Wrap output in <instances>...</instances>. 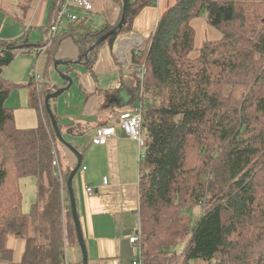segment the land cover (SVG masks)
<instances>
[{"label": "trees", "instance_id": "obj_1", "mask_svg": "<svg viewBox=\"0 0 264 264\" xmlns=\"http://www.w3.org/2000/svg\"><path fill=\"white\" fill-rule=\"evenodd\" d=\"M124 3L122 26L96 45L121 13L116 24L104 23L98 30L86 28L85 18L70 23L42 53L48 65L68 37L91 70L100 46H112L131 31L136 15L152 0ZM196 24L205 25L201 44H195ZM210 27L216 37L206 34ZM35 46L25 35L0 40V257L11 259L4 240L12 234L25 241L22 264H65L66 245L78 242L67 189L62 201L50 163L53 148L60 157L61 142L43 100L56 88L48 87L42 72L43 82L30 96L39 123L20 129L5 106L11 85L1 77L20 50ZM130 57L145 65L129 99V107L144 103L138 187L142 264L192 259L264 264V0H175ZM74 66L71 62L56 72L68 73ZM236 86L247 89L242 99L228 95ZM61 169L67 179L71 169ZM25 176L38 181V199L29 212L21 208ZM202 204L203 212L192 219L189 212Z\"/></svg>", "mask_w": 264, "mask_h": 264}, {"label": "crops", "instance_id": "obj_2", "mask_svg": "<svg viewBox=\"0 0 264 264\" xmlns=\"http://www.w3.org/2000/svg\"><path fill=\"white\" fill-rule=\"evenodd\" d=\"M28 1L23 23L28 28L36 29L37 36L32 37L30 30H27L28 33L23 32L21 36L25 35L29 43L36 44V48L41 41L43 29L47 28L51 21L56 0ZM88 1L91 3V9L88 11L79 6L73 7L80 19H86V28L98 30L104 23L114 25L118 22L121 13L120 0ZM174 3L175 0H152L150 5L144 6L134 18L131 31L118 36L112 46L108 43L100 46L91 70L85 67L84 62L79 61L78 48L68 37H63L56 48L54 62H64L58 64L56 69L54 62L48 65L47 55L36 53L34 48L30 50L36 58L35 69L43 71V79L49 88L66 86L67 82L62 80L56 70L71 62L75 64L70 72H61L71 77V85L51 99L50 104L61 135L80 155L81 164L72 179V188L87 252V264H132V261L137 259L136 246L131 244L128 238L138 229L137 224L140 223L139 149L137 143L128 138L117 123L118 113L129 107L136 69L134 66L123 67L120 64L118 50H125L126 58L130 60V52L141 48L162 15ZM63 33L61 30L57 35ZM7 68L3 69L1 77L4 79L6 76L15 81L12 75L5 73ZM31 92L28 89L27 96L25 94L17 107L5 104L12 110L17 128H34L39 123L38 111L30 103ZM104 127H113V135L104 144L94 143L96 130ZM59 144L60 166L72 170L77 164V155L63 143ZM64 180L66 182L65 175ZM34 184L37 189V178ZM88 185L94 189L92 194L85 191ZM37 193L33 203L38 199ZM68 245L72 246L73 258L79 259L81 264L79 246L76 245V248L75 244ZM68 245L65 247V264L68 259ZM4 247L10 250L11 259L0 257V264H22L24 239L12 234L7 235Z\"/></svg>", "mask_w": 264, "mask_h": 264}, {"label": "rangeland", "instance_id": "obj_3", "mask_svg": "<svg viewBox=\"0 0 264 264\" xmlns=\"http://www.w3.org/2000/svg\"><path fill=\"white\" fill-rule=\"evenodd\" d=\"M29 4L28 0H0V38L3 40H13L21 37L23 32H27V30H30L31 36L35 37L37 36L36 29L28 28L23 23L24 19V13H25V7ZM206 17H204L205 19ZM204 27L205 25H197L196 24V31L197 35L195 38V44H201L204 34ZM207 29V27L205 28ZM26 33V34H27ZM217 31L214 30L212 27L210 29L206 30V34L211 37L217 36ZM198 54V51H193L190 56L192 58H195ZM258 56V55H257ZM13 61H11L8 65L4 67L5 73L8 75H12V79H9L8 77L4 76V79L7 80V82L11 85V90L8 95V97L5 100L6 106L9 107H17L22 102L23 98L25 97V94L27 96L28 89L29 91L35 90V84L33 82H30V79H33L34 70L37 69L35 67V55L34 53L30 52L29 50L25 51H19L16 54V57H14ZM15 60V62H14ZM36 68V69H35ZM40 75H42L43 71L37 70ZM42 78L40 76L39 84H41ZM30 85V86H29ZM40 86V85H39ZM28 87V88H27ZM234 92V93H233ZM247 89L242 86H236L232 93H229L228 95L234 94L237 96V99H242L246 96ZM34 113V112H32ZM59 142V140H58ZM58 147L60 144H57ZM35 178L32 176H25L20 179V188L23 193V199H22V211L25 212L29 211L30 205L33 203V201L36 199V192L37 189L34 186L35 184ZM38 194V193H37ZM203 204L202 208L198 206H194L191 211L189 212L192 219L196 218L200 211L203 212ZM71 247L68 245L67 247V257L66 264H80L79 259L73 258L71 254ZM76 248H78L75 245ZM182 251V247L178 248V253ZM229 261V260H228ZM176 264H181L180 262ZM188 264H215L214 261H203L198 259H192L188 261Z\"/></svg>", "mask_w": 264, "mask_h": 264}, {"label": "built area", "instance_id": "obj_4", "mask_svg": "<svg viewBox=\"0 0 264 264\" xmlns=\"http://www.w3.org/2000/svg\"><path fill=\"white\" fill-rule=\"evenodd\" d=\"M74 6L82 7L85 10L91 9V3L88 0H56L54 9L51 16V21L47 28L43 29L42 38L39 45L34 48L36 53H43L47 47L50 46L53 39L56 37L57 33L65 30H68L69 24L78 20L79 16L73 11ZM137 48L136 50H139ZM22 51V50H20ZM137 53V51H136ZM118 60L123 67L125 66H134L136 69V77L142 78L145 73L144 63H132L128 58H126L125 50H118ZM32 79V78H31ZM40 74L37 70H34L32 82L35 84V88H39ZM144 108L143 101L139 100L132 106L128 107L125 110H122L117 115V123L123 130L124 134L134 140L139 149L138 160L141 161L144 157L143 148H144V132L142 129V111ZM113 127H104L96 130V134L93 138V142L96 144H104L106 140L113 135ZM51 166L54 170V175L58 179L61 189V198L64 200L66 182L64 176L62 175V169L60 166L58 153L53 148L52 150V159ZM106 182V178H103V183ZM85 191L87 194H92L94 192L93 187L86 186ZM138 229L133 232L128 240L131 244L136 246L137 249V259L132 261V264H142L141 261V251H140V223L137 224Z\"/></svg>", "mask_w": 264, "mask_h": 264}, {"label": "water", "instance_id": "obj_5", "mask_svg": "<svg viewBox=\"0 0 264 264\" xmlns=\"http://www.w3.org/2000/svg\"><path fill=\"white\" fill-rule=\"evenodd\" d=\"M122 1V11H121V18L119 20V22L117 23V25L110 31H108L106 34L102 35L101 37H99L96 42L94 43V45L104 41L112 32H114L115 30H118L124 20H125V16H126V10H125V3L124 0ZM64 63L62 61L56 60L54 62V68L56 69V66L58 64ZM59 75L61 76L63 81L67 82V85L64 87H60L55 89L54 91L51 92H47L46 95L44 96V105H45V109L46 112L49 115V119L51 121V125L53 126L54 130H55V134L58 138V140L63 143L64 145H66L67 147H69L70 150H72L76 155H77V164L76 166L70 171V173L67 176L66 179V188H67V193H68V199H69V205L71 208V214H72V219L74 222V227H75V231H76V236H77V242H78V246L81 252V261L82 264H87V252H86V248H85V244H84V239L82 236V232H81V228H80V223H79V219L77 216V212H76V205H75V198H74V194H73V188H72V179L74 177V174L76 173V171L79 169L80 164H81V160H80V155L79 152L69 143H67L65 141V139L63 138V136L61 135L59 129H58V125H57V121L49 107L48 101L50 99H54L56 98L62 91L66 90L69 88V86L71 85V77L70 76H66L63 75L62 73H59Z\"/></svg>", "mask_w": 264, "mask_h": 264}, {"label": "bare ground", "instance_id": "obj_6", "mask_svg": "<svg viewBox=\"0 0 264 264\" xmlns=\"http://www.w3.org/2000/svg\"><path fill=\"white\" fill-rule=\"evenodd\" d=\"M204 45H205V44H204ZM200 49H202V48H200ZM260 57H261V56H260ZM260 57H259V58H260ZM191 202H192V201H191ZM186 206H187V205H186ZM199 218H200V217H199ZM184 235H185V234H184ZM214 259H215V258H214Z\"/></svg>", "mask_w": 264, "mask_h": 264}]
</instances>
